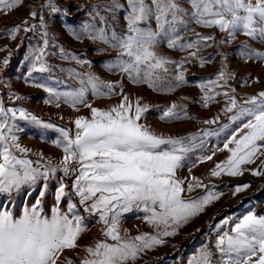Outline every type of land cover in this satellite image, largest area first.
<instances>
[{
  "label": "rangeland",
  "instance_id": "rangeland-1",
  "mask_svg": "<svg viewBox=\"0 0 264 264\" xmlns=\"http://www.w3.org/2000/svg\"><path fill=\"white\" fill-rule=\"evenodd\" d=\"M113 2L21 0L12 9L0 10V101L5 109H23L39 121L20 119L17 111L12 134L17 137L16 143L28 151L20 152L14 147L11 150L19 159L32 161V167L41 171L43 166L57 168L46 181L39 178L34 184L23 185L19 191L0 193V211H11L18 218L25 207H32L40 199L42 214L50 218L53 207H59L61 212L71 216L69 205L75 204V213L84 217L87 230L78 240L79 247L66 249L57 264H67L69 259L72 264H81V260L88 256L86 247L105 239L112 243L103 235L107 226L100 220L99 213L86 211L79 196L76 195L79 204L70 195L61 201L55 200L59 184H64L59 166L65 155L63 148L55 142L63 140L60 129L68 131L74 138L77 132L75 120L79 117L92 119V108L108 111L122 102L126 106L130 102L134 113L139 101L141 106L148 105L139 123L159 136L184 139L190 148L183 166L176 172V178L183 181V198L192 200L208 195L218 198L212 199L203 211L190 217L186 223L177 226L175 235L160 236L163 243L141 252L130 264H190L205 250L211 253V264H225L227 257L217 246L220 238L226 234L235 236L236 225L246 216H264V155H258L253 163L242 165L240 175L230 176L226 172L212 175L216 165L223 166L231 156L228 149L234 148L235 142H228L232 137L239 140L248 131L241 129L251 117L241 116L240 109L253 107L245 102L264 92V58L249 55L264 52V39L250 37L243 29L231 36L218 26L197 23L191 15L194 11L191 0H176L187 13L182 15L184 23H176L174 30L166 25L165 33L160 34L153 48L158 57L174 63L165 65L166 72L156 69L153 84L143 78L135 82L119 67H108L118 58L129 59L122 56V49L112 46L117 43L112 39V33L114 31L117 36L128 34L130 8L127 0H115L123 6L121 8H114ZM145 2L154 8L152 0ZM53 8L59 11H53ZM139 26H151L158 31L154 15ZM17 27L19 31L13 38L12 29ZM101 31L107 36V43L93 38ZM203 37L213 39L204 40ZM45 40L48 41L47 47L44 46ZM169 41H175V47H169ZM188 44L196 47L189 48ZM41 49L43 55L38 62L36 56L40 55ZM193 52L195 57L191 55ZM5 59L9 61L7 66L3 64ZM40 62L48 71H33V64L39 66ZM221 72L225 74L223 78H219ZM181 73L184 82L177 80ZM89 77L96 78L99 91L106 94H96ZM105 85L114 87L109 92ZM81 89L84 90L83 102H78L76 94ZM233 97L237 106L228 111ZM173 104L177 106L175 112L180 118L161 119L164 111ZM233 116L237 119H232ZM193 136L195 139H190ZM226 143L228 148H225ZM208 156L212 159L201 162L202 157ZM71 167L75 169L78 165L73 162ZM256 170L262 174L254 175ZM77 175V171L68 174L74 194ZM193 177L201 186H196ZM45 183L48 187L41 198L39 193ZM189 184L193 185L191 191H188ZM244 185L248 187L236 191L237 187ZM156 210L160 211L158 207ZM150 215L151 212L145 211L143 206L122 212L119 222L121 236L132 238L145 233L153 236L162 233L164 225L157 227L149 223L147 218ZM168 230L172 231V228Z\"/></svg>",
  "mask_w": 264,
  "mask_h": 264
},
{
  "label": "snow or ice",
  "instance_id": "snow-or-ice-1",
  "mask_svg": "<svg viewBox=\"0 0 264 264\" xmlns=\"http://www.w3.org/2000/svg\"><path fill=\"white\" fill-rule=\"evenodd\" d=\"M20 3L21 0H0V10L12 9ZM127 3L130 8L127 14L128 34L117 36L113 31L112 39L117 43L112 46L122 49V56L129 59L118 58L115 64L108 67H119L135 82L143 78L153 84L155 70L163 69L166 72L165 65L174 63L158 57L153 51L158 37L165 33L166 25L174 30L176 23H184L182 15L187 13L176 0H152L154 8L145 0H127ZM191 4L194 9L191 15L197 23L209 27L218 26L221 31H228L231 36L238 29H243L250 37L259 36L264 39V0H255V3L253 0H191ZM113 7L123 6L114 0ZM53 11L59 9L53 8ZM32 15L35 16L36 13L33 12ZM153 15L158 31H154L151 26H139ZM18 31V27L12 29L13 38ZM93 38L108 42L103 31ZM202 39L211 40L213 37ZM47 44L48 41L45 40L44 46L47 47ZM169 47H175V41H169ZM187 47L196 45L188 44ZM42 55L43 49L36 56L38 62ZM191 55L195 57L196 53ZM249 55L264 58V52ZM203 62L201 59V64ZM8 63L7 59L3 61L5 66ZM33 71L45 72L48 68L40 62L39 66L33 64ZM224 75L221 72L219 78ZM177 80L184 82L183 73ZM89 82L96 94H106L99 91L96 78L89 77ZM105 87L111 92L114 86ZM83 94V89L76 94L79 97L78 102H83ZM124 101H128L127 96ZM245 103L253 106L240 109L241 116L251 117L241 129L248 131L239 140L233 136L228 142L234 141L235 147L228 149L231 156L223 166L216 165V169L212 171L213 176H219L221 172L230 176L240 175L243 171L242 165L253 163L258 155H264V92L258 97H251ZM236 106L233 97L231 107L227 110L232 111ZM88 107L91 108V105ZM176 107L173 104L166 109L161 119H179L180 116L175 112ZM91 110L92 119L79 117L75 120L77 132L74 138L68 131L60 129L63 140L55 142L65 153L60 162V170L64 175H68L70 171L78 172L73 184L75 195L79 196L81 204L86 205V211L99 213L100 220L107 226L103 235L112 241L109 243L105 239L94 246L86 247L88 256L81 260V264H130L141 252L163 243L160 236L175 235L177 226L203 211L206 204L218 197L208 195L192 200L183 198V181L176 178V172L183 166L185 154L190 148L185 145L184 139L159 136L146 125L139 123L148 110V105L141 106L137 101L134 113L130 102L127 106L122 102L108 111L98 108ZM17 111L20 119L31 118L39 122L37 117L30 116L23 109H5L0 101V193L11 194L19 191L23 185L34 184L39 178L46 181L50 173L55 174L57 171L56 167L49 166H43L41 171L32 167V161L19 159L12 152L13 147L20 152L28 151L16 143L17 137L12 134L16 127ZM232 119L237 117L233 116ZM190 139L194 140L195 136ZM228 143L225 148H228ZM204 159L210 160L212 157H202L201 162ZM73 162L78 168L71 167ZM253 174L262 173L256 170ZM193 179L196 180V186H201L199 180L195 177ZM42 187L43 190L39 193L41 198L48 186L45 183ZM246 187L248 185L237 187L236 191ZM66 188V184H59L55 192L56 201L69 195ZM192 188L193 185L189 184L188 191ZM141 206L145 211L151 212L148 222L157 227L164 225V231L155 236L147 233L132 238L121 236L120 214ZM157 207L160 211L156 210ZM75 209V204L69 205V212L73 213L69 216L68 213L61 212L59 207H53L49 218L42 214L41 200L37 199L32 207H25L18 218L11 211H0V264H57L66 249L79 247L78 240L87 230L84 217L76 214ZM170 227L172 231L168 230ZM235 233V236L226 234L221 237L217 245L222 255L227 257L225 264H264V216H246L242 223L236 225ZM210 257V252L202 251L199 258L190 264H211ZM67 264H72V261L69 259Z\"/></svg>",
  "mask_w": 264,
  "mask_h": 264
},
{
  "label": "trees",
  "instance_id": "trees-1",
  "mask_svg": "<svg viewBox=\"0 0 264 264\" xmlns=\"http://www.w3.org/2000/svg\"><path fill=\"white\" fill-rule=\"evenodd\" d=\"M63 172V171H61ZM63 176V182L67 185L66 191L69 193V195L73 198V201L76 204H79V198L73 193L72 191V180L68 175H64V173H61Z\"/></svg>",
  "mask_w": 264,
  "mask_h": 264
}]
</instances>
